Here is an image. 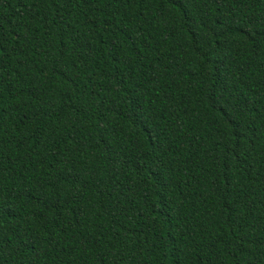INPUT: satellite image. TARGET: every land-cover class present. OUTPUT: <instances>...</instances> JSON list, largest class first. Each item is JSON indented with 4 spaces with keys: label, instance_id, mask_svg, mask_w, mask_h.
Returning <instances> with one entry per match:
<instances>
[{
    "label": "trees",
    "instance_id": "1",
    "mask_svg": "<svg viewBox=\"0 0 264 264\" xmlns=\"http://www.w3.org/2000/svg\"><path fill=\"white\" fill-rule=\"evenodd\" d=\"M0 264H264V0H0Z\"/></svg>",
    "mask_w": 264,
    "mask_h": 264
}]
</instances>
